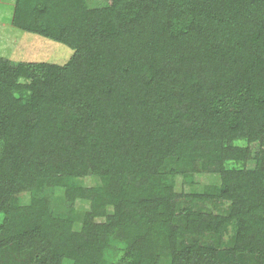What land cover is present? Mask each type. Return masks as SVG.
Here are the masks:
<instances>
[{"label": "trees", "instance_id": "16d2710c", "mask_svg": "<svg viewBox=\"0 0 264 264\" xmlns=\"http://www.w3.org/2000/svg\"><path fill=\"white\" fill-rule=\"evenodd\" d=\"M34 1L14 0L12 24L27 32H35L61 42L73 49V53L63 65L48 61H19L13 65L8 60L0 59L2 227L14 223H22L23 226L26 223L29 226L32 219L41 220L43 212L38 213L35 203L32 202L30 207L12 203L13 193L20 187L35 195L43 184H55L71 188L76 193L77 190H84L75 178L83 174L85 168H96L94 172L100 175L106 173L99 164L103 161L99 156L103 153L105 155L116 142L127 138L126 135L133 126L128 121L123 122L124 114L133 100L135 104H139V101H135L139 97L140 102L145 100L142 105L148 110L158 104L161 113L167 114L169 119H166V127L160 129V132H163L164 141L170 147L175 145V142L170 141L174 133L178 137L186 131L181 148L168 156L172 158L174 170L181 171L187 182L189 179L186 173L191 171L194 152H199L203 158L209 159L211 156L223 162L224 156L241 158L249 154L248 145L239 147L229 144L224 152L223 146L230 143L232 138H244L247 143L258 141L260 145L264 144L263 3L255 0L245 3L242 0H232L229 10L223 14L218 12L219 6L204 9L202 18L207 25L210 20L211 29L207 35L203 34L194 42L191 40L197 26L190 25L180 33L174 26L176 21L172 25L168 23V0L146 3L148 9L140 13L139 23L135 25L130 21L124 22V27L123 23L116 26L115 20L107 26L100 19L93 26L91 15L98 17V11L87 5L73 3L75 15L72 18L66 10L65 14L55 12V0ZM143 1L146 0L137 3L141 4ZM32 6L37 12L36 17L28 10ZM177 7L182 8L179 4ZM87 9L94 10L90 17ZM141 9L142 7L139 8L140 11ZM136 12L138 13L137 10ZM119 27L122 30L116 37L113 33ZM211 36L218 40L217 47ZM113 39L121 43L117 48L110 44ZM165 43L175 48L176 56L181 54L186 59L192 57L190 60L199 65L195 71L193 68L176 72L169 70L175 77H181L173 80L180 97L175 101V111H171L169 96L161 97L156 92L160 83L158 75L162 71L147 65L149 58L161 51ZM246 58L247 66L244 64ZM167 60L168 56L166 60L162 59ZM77 67H81L79 73L76 71ZM235 68L237 73L229 75ZM248 76L251 77L246 79ZM20 77H29L32 81L22 84L18 81ZM131 88L138 93L136 97L131 95ZM26 90L31 95L29 99L22 100L18 94ZM193 104L201 107V123L195 119V115H191L194 112ZM143 117L144 115H138L141 122H138L139 127H145ZM148 136L152 139L154 137L152 134ZM139 146L140 143L136 142L134 149L137 150ZM83 151L85 157L81 155ZM88 153L94 157L87 158ZM251 156L257 159V167L247 172L244 178L240 177L250 192L245 191L247 195L244 199L249 204H241L234 198L227 211L228 215L217 220L219 224L224 223L223 229L229 222L235 221V242L245 241L248 249L246 252H259L260 263L264 264V233L255 232L256 228L264 227V151L259 148ZM122 162L121 166L126 167L127 161ZM219 164L221 171L222 163ZM177 167L182 169L178 170ZM227 188V184L223 182L216 189L224 192ZM256 191L258 195L253 199ZM140 205L142 209L146 208V212H151L154 206L147 200H140ZM50 221L55 222L52 218ZM197 228L190 231L200 236L201 230ZM217 230L214 228L215 232ZM250 232L253 233L252 237ZM178 252V259L172 264L227 262L222 259L217 248L196 246L194 242L189 247L183 246ZM90 255L93 257V252ZM99 261L97 255L93 261H75L74 264H98ZM151 263L142 247L137 248L127 262ZM230 264H234L233 260Z\"/></svg>", "mask_w": 264, "mask_h": 264}, {"label": "rangeland", "instance_id": "374dc122", "mask_svg": "<svg viewBox=\"0 0 264 264\" xmlns=\"http://www.w3.org/2000/svg\"><path fill=\"white\" fill-rule=\"evenodd\" d=\"M138 1L140 0H55L54 4L56 13L65 14L66 10L72 18L75 15L73 3L87 5L98 11L96 17L91 15L94 10L87 9L90 13L88 16L91 15L93 19V26L96 20L100 19L107 26L115 20L116 26L123 23L124 27L126 23L131 22L135 25L139 23L140 13L148 9L146 3L156 2L146 0L139 4ZM231 1L168 0L169 6L166 11L168 23L172 25L173 21H176L173 24L180 33L190 25L197 26L191 40L195 42L197 38L204 36L203 34L207 35L211 29L210 20L207 25L202 18L204 9L219 6L218 12L223 14L229 10ZM242 1L245 3L250 0ZM255 1L264 4V0ZM178 4L182 8H178ZM34 9V6L28 8L36 17L37 12ZM13 10L14 0H0V59L8 60L13 65L19 61L65 64L73 49L46 36L15 27L12 24ZM117 29L113 33L116 37L120 35L122 28ZM213 38L217 47L218 40ZM110 44L117 48L121 43L113 39ZM164 45L161 51H157L149 58L147 65L150 64V67L154 66L162 71L158 75L160 83L156 92L161 97L169 96L171 111H175L174 107L177 104L175 101L180 97L178 90L174 88L173 80L181 77L177 75L175 77L169 70L176 72L193 68L195 71L199 65L190 60L192 57L186 59L181 57V54L176 56L175 48L169 43ZM167 56L168 60L162 61L164 58L166 60ZM244 61L247 66V58ZM80 70L81 67L76 68L78 73ZM235 73L236 68L229 75ZM18 81L24 84L30 83L32 79L20 77ZM132 89L134 88L130 89L131 95L134 94L136 97L138 93ZM18 95L22 100H26L31 94L26 90ZM140 99L141 97L135 100L139 101L138 105L133 100L128 107L129 110L125 111L123 122L128 121L133 126L128 131L127 138L116 142L111 150L108 149L106 152L105 149L106 154L99 156L101 161L103 160L99 164L104 167L106 173L100 175L94 172L96 168H85L83 174L76 176L75 181L84 190L80 189L74 193L71 188L43 184L42 189L35 195L22 187L13 193V204L30 207L33 202L38 213L43 212V215L40 216L41 220L32 219L29 226L26 223L24 226L22 223L18 225L14 223L2 227L4 215L0 212V264H74L75 261H93L97 255L100 259L98 264H127L139 247L146 250L151 264H172L178 259V250L183 246L189 247L192 242L196 246L217 248L222 259L227 260L225 264H230L231 260L234 264H261L259 252H246L248 249L245 241L235 242L237 238L235 221L229 222L224 231V223L219 224L218 220L228 215L227 211L234 198L241 204H249L244 202V199L246 192H250L240 177L244 178L247 172L257 167L258 161L251 155L259 148L264 151V144L260 145L258 141L247 143L244 138H232L230 143L223 146L224 152L229 144L239 147L248 145L249 154L241 158L223 155V162L218 161L216 157L203 158L199 152H194L191 171L186 173L189 179L187 182L181 171L174 170L172 158L168 156L181 148L186 131L178 137L174 133L170 141L175 142V145L172 144L170 147L168 142L164 141L163 132H160V129L166 127L167 114L161 113L158 104L148 110L142 105L145 100L140 102ZM193 105L194 112H191V115H195V119L201 123L203 118L200 117L201 107ZM138 115H144L142 121L145 127L138 126ZM149 134L154 135L153 139L148 136ZM136 142L140 143L137 150L134 149ZM159 145H162L160 149ZM81 155L85 157V151ZM86 156L94 157L89 153ZM119 158L127 161L126 167L121 166L123 162ZM219 163H222L223 173L219 170ZM223 182L228 186L224 192L216 189ZM257 195V191L254 192L253 199ZM140 200L151 202V206L154 205L153 210L146 212V208L142 209ZM37 201L39 202L36 203ZM50 218L55 222L50 221ZM196 228L201 230L200 236L191 233L190 230ZM214 228L218 230L215 232ZM256 229L255 232L264 233V227ZM249 234L253 236L252 232ZM91 252L94 254L93 257L90 255Z\"/></svg>", "mask_w": 264, "mask_h": 264}]
</instances>
